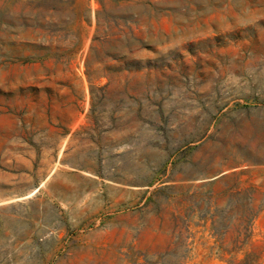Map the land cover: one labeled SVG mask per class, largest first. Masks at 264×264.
Here are the masks:
<instances>
[{
  "label": "rangeland",
  "instance_id": "374dc122",
  "mask_svg": "<svg viewBox=\"0 0 264 264\" xmlns=\"http://www.w3.org/2000/svg\"><path fill=\"white\" fill-rule=\"evenodd\" d=\"M0 264H264V0H0Z\"/></svg>",
  "mask_w": 264,
  "mask_h": 264
},
{
  "label": "bare ground",
  "instance_id": "6f19581e",
  "mask_svg": "<svg viewBox=\"0 0 264 264\" xmlns=\"http://www.w3.org/2000/svg\"><path fill=\"white\" fill-rule=\"evenodd\" d=\"M244 153H246V150H244Z\"/></svg>",
  "mask_w": 264,
  "mask_h": 264
}]
</instances>
